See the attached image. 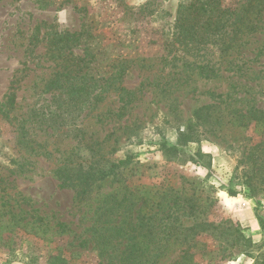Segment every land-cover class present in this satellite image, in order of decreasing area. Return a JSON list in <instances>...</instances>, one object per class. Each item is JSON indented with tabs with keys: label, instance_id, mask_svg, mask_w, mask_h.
<instances>
[{
	"label": "rangeland",
	"instance_id": "1",
	"mask_svg": "<svg viewBox=\"0 0 264 264\" xmlns=\"http://www.w3.org/2000/svg\"><path fill=\"white\" fill-rule=\"evenodd\" d=\"M184 1L0 0L2 264H226L241 253V264L264 262V235L258 244L243 235L254 217L264 234V113L253 118L264 111V5L257 31L238 33L226 55L208 49L169 61L165 39ZM243 1L223 3L239 10ZM60 31L74 33L66 50L74 60L55 57L46 42ZM199 59L217 74L199 75L190 63ZM61 72L91 85L85 102L69 101ZM149 124L159 141L144 132ZM180 125L184 136L167 144L165 131ZM144 140L159 143L160 161L149 153L141 164L127 148ZM201 140L238 154L220 190L234 197L243 184L256 208L228 210L216 198ZM120 149L129 161L118 166ZM94 161L116 167L85 194L70 180L61 186ZM187 161L207 169L203 180Z\"/></svg>",
	"mask_w": 264,
	"mask_h": 264
},
{
	"label": "trees",
	"instance_id": "2",
	"mask_svg": "<svg viewBox=\"0 0 264 264\" xmlns=\"http://www.w3.org/2000/svg\"><path fill=\"white\" fill-rule=\"evenodd\" d=\"M224 0H186L177 6L175 19L172 28L166 35L165 43L169 45L168 54L169 61H173L176 58H184L186 55L192 57H199L204 50H214L216 55L224 56L228 50L235 45V41L238 38V33H251L257 31L259 28V5H264V0H244L240 4L239 10L231 5H225ZM239 1V0H237ZM255 10V14L251 15ZM74 33L69 31H60L52 35L50 39H47V43L50 44L55 50V57H61L62 61H70L75 59V54L70 52V56L66 53L68 48L69 37L73 36ZM173 51L172 55L171 52ZM178 52H180L178 54ZM72 60V61H73ZM194 68H197L198 74L205 77L215 76L216 70L210 61L200 60L199 63L196 61L190 62ZM68 72H70L68 70ZM67 73H60L58 76H66ZM85 73L81 74L80 77L84 76ZM76 75L65 77L61 82L68 84V93L70 94L69 101L74 100L79 103L85 102L88 94L86 90L91 85L87 86V81L81 82V86L75 84ZM56 80H51L46 88L51 89L53 86H57ZM79 86V87H78ZM76 88V89H75ZM83 92H86L83 94ZM96 94L92 96L93 101L96 100ZM212 94V93H210ZM218 94L217 96H219ZM14 93H11L8 97L7 104H12ZM66 98V99H67ZM83 98V99H81ZM67 99V100H68ZM208 106H203L200 110H207ZM264 113L261 109H254L253 118H258L257 113ZM184 132L180 133L184 136ZM129 161L128 158L119 160L117 165L125 164ZM97 162H92L90 169L82 171L77 170L64 175V181L61 182V186H64L67 180H70L72 184H77L79 189L78 192L85 194L89 191L90 186L104 178L110 173V170L116 167L115 163H111L110 170L104 168H98ZM109 258L113 257L111 254H107ZM264 264V262L262 263Z\"/></svg>",
	"mask_w": 264,
	"mask_h": 264
},
{
	"label": "clouds",
	"instance_id": "3",
	"mask_svg": "<svg viewBox=\"0 0 264 264\" xmlns=\"http://www.w3.org/2000/svg\"><path fill=\"white\" fill-rule=\"evenodd\" d=\"M130 2L134 5H138L142 2V0H130ZM64 13L61 11L60 15L62 16ZM164 113L159 112L157 114V119L161 122L163 121ZM155 131V127L151 124H149L145 129L144 132H146L153 141H159L161 139L159 134H153ZM186 131V127L184 125H180L179 129L171 128L167 129L164 134V140L169 145H175L179 133H183ZM133 140L136 138L133 137ZM190 147L194 150L196 148V142L190 141L189 142ZM159 143H153L151 145L148 144L147 140H144L143 143H141L139 146L135 144H129L127 145V148L134 153H138L136 156V159L139 163L144 164L147 163V156L149 153H154L153 159L155 161H160L162 159V154L159 151ZM200 150L204 154H211L212 156V167L216 171V176L209 177L206 183L208 185L213 186L217 189L215 192L216 198L223 204V206L231 210L233 205L236 204H245L249 207V209L256 208V201L252 197H247L244 195L247 193V188L243 184L235 185L234 187L238 189L236 196L228 198L225 191L220 190L221 185L227 184L228 181L232 178L233 175V169L236 168V163L238 159V154L235 157L229 156L228 152L222 151L218 145L208 141V140H201L200 141ZM125 149H120L117 152V156H119L121 159H126V156L124 155ZM190 155L192 153H189ZM182 167H188L190 171L194 170V174L198 176L200 179H204L207 175V169L198 166L196 164H193L192 161H187L185 165H182ZM238 172L242 171V166L240 169H237ZM260 204L264 206V199L260 201ZM241 227L244 228V222L241 221ZM260 233V225L259 221L255 220V217L253 218L252 226L249 228V231L243 232V235L247 238L248 236L252 235L254 238L252 239L253 244H258L261 241L262 235L264 234H257ZM245 260V254L241 253L238 257L235 259H229L226 264H241V261ZM2 264V262H0ZM245 264H255L254 258H248L245 262Z\"/></svg>",
	"mask_w": 264,
	"mask_h": 264
}]
</instances>
